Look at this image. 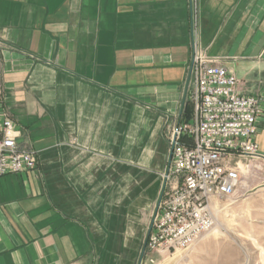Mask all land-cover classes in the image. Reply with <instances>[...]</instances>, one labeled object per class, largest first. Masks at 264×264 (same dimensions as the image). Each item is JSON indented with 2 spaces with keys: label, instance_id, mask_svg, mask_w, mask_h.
<instances>
[{
  "label": "crops",
  "instance_id": "obj_1",
  "mask_svg": "<svg viewBox=\"0 0 264 264\" xmlns=\"http://www.w3.org/2000/svg\"><path fill=\"white\" fill-rule=\"evenodd\" d=\"M200 47L264 100V0H0L3 107L37 168L0 178V264H139ZM264 157V116L258 120Z\"/></svg>",
  "mask_w": 264,
  "mask_h": 264
},
{
  "label": "built area",
  "instance_id": "obj_2",
  "mask_svg": "<svg viewBox=\"0 0 264 264\" xmlns=\"http://www.w3.org/2000/svg\"><path fill=\"white\" fill-rule=\"evenodd\" d=\"M192 11L191 55L187 67L190 120L174 126L164 182L175 185L158 200L143 256L193 246L215 224L218 202L232 197L240 183V159L264 160L258 152V120L264 116L259 95L239 91V81L220 57L206 54L198 42ZM20 131L3 107L0 84V178L38 165L35 151L18 144Z\"/></svg>",
  "mask_w": 264,
  "mask_h": 264
},
{
  "label": "rangeland",
  "instance_id": "obj_3",
  "mask_svg": "<svg viewBox=\"0 0 264 264\" xmlns=\"http://www.w3.org/2000/svg\"><path fill=\"white\" fill-rule=\"evenodd\" d=\"M240 183L230 198L218 202L215 224L193 246L153 253V263L264 264V160L240 159Z\"/></svg>",
  "mask_w": 264,
  "mask_h": 264
},
{
  "label": "water",
  "instance_id": "obj_4",
  "mask_svg": "<svg viewBox=\"0 0 264 264\" xmlns=\"http://www.w3.org/2000/svg\"><path fill=\"white\" fill-rule=\"evenodd\" d=\"M144 252V251H143ZM143 252H142V255H143ZM141 260V259H140Z\"/></svg>",
  "mask_w": 264,
  "mask_h": 264
}]
</instances>
